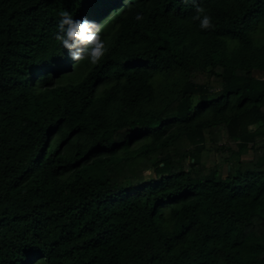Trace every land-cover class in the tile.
<instances>
[{"label":"trees","instance_id":"obj_1","mask_svg":"<svg viewBox=\"0 0 264 264\" xmlns=\"http://www.w3.org/2000/svg\"><path fill=\"white\" fill-rule=\"evenodd\" d=\"M196 3L0 0V264H264V0Z\"/></svg>","mask_w":264,"mask_h":264},{"label":"clouds","instance_id":"obj_2","mask_svg":"<svg viewBox=\"0 0 264 264\" xmlns=\"http://www.w3.org/2000/svg\"><path fill=\"white\" fill-rule=\"evenodd\" d=\"M184 4L191 3L195 8L193 20L199 22L202 31L212 30L214 24L212 16L206 9L196 3V0H182ZM57 22V31L54 39L63 49L67 50L69 57L75 62H87L92 66L98 65L108 52V47L102 36V26L88 18L74 19L66 10L60 12ZM137 21L144 19L137 13L134 17Z\"/></svg>","mask_w":264,"mask_h":264},{"label":"rangeland","instance_id":"obj_3","mask_svg":"<svg viewBox=\"0 0 264 264\" xmlns=\"http://www.w3.org/2000/svg\"><path fill=\"white\" fill-rule=\"evenodd\" d=\"M255 75H257V76H260V77H264V74H261V72L260 71H255ZM178 81H176L175 82V84H178L177 83ZM252 156V152L251 151H249L248 153H246V154H243L242 155V157H251ZM226 166H223L222 167V173H223V175H225L226 174Z\"/></svg>","mask_w":264,"mask_h":264}]
</instances>
